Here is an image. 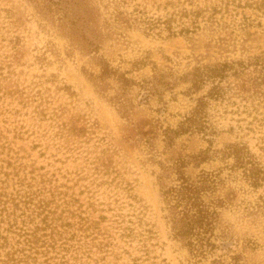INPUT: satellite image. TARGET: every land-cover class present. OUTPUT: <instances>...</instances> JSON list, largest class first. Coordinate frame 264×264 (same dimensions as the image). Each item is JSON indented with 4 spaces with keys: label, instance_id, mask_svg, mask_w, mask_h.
<instances>
[{
    "label": "rangeland",
    "instance_id": "obj_1",
    "mask_svg": "<svg viewBox=\"0 0 264 264\" xmlns=\"http://www.w3.org/2000/svg\"><path fill=\"white\" fill-rule=\"evenodd\" d=\"M258 57L264 0H0V264H264V181L224 156L264 168ZM182 175L214 179L198 250L165 194Z\"/></svg>",
    "mask_w": 264,
    "mask_h": 264
},
{
    "label": "trees",
    "instance_id": "obj_2",
    "mask_svg": "<svg viewBox=\"0 0 264 264\" xmlns=\"http://www.w3.org/2000/svg\"><path fill=\"white\" fill-rule=\"evenodd\" d=\"M214 10L216 11V9ZM186 11L187 10L185 9L184 12ZM200 14L201 12L194 11L193 15L198 18ZM172 21V15L165 17V19H151V21L147 23L148 29L153 30L160 25H168L171 34H175V32L170 29L172 28ZM192 25L193 29L198 28L197 19L192 20ZM181 30L188 32L190 31V28L186 27L185 29ZM256 62L257 63L255 65L259 67V75L255 80L258 84H261L264 87V57H258ZM242 66L244 67L245 65L242 64ZM228 69H231V65L229 63L206 67V72H204L203 69L201 70L200 68H196L194 73L195 84L199 85L207 79H222L226 75ZM213 84L214 85L209 95L212 98L221 97L222 88L214 82ZM256 87L259 89L260 86ZM263 91L264 90H261L259 93L263 94ZM203 107L204 102H201L197 109H195L193 116L187 117L186 122L183 123L181 127V131L187 130L192 124L197 122L198 119H201V116L204 114ZM224 156L233 159L234 162L232 164V168L241 169L245 177L254 187L259 186L261 182L264 181V168L261 166L257 157L254 153H252L250 147L246 143H231L225 148ZM213 182L214 179H212V177L209 175L202 177V179L199 180L197 184L182 175L180 184L177 187H172L165 192V194L168 196V201L173 202V205L171 206L173 208H179L176 216L174 217L177 234L181 237L187 238L188 244L194 247L197 246V250L201 246H198V243L202 244L205 234L207 231L212 229L216 219L217 212L211 210L201 197L204 188H209ZM0 236L3 237V235Z\"/></svg>",
    "mask_w": 264,
    "mask_h": 264
}]
</instances>
